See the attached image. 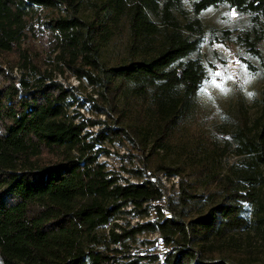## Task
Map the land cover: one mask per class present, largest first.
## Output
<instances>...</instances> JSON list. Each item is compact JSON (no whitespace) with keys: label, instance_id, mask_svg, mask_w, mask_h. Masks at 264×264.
<instances>
[{"label":"trees","instance_id":"16d2710c","mask_svg":"<svg viewBox=\"0 0 264 264\" xmlns=\"http://www.w3.org/2000/svg\"><path fill=\"white\" fill-rule=\"evenodd\" d=\"M213 43L264 60V0H0V264H264V92L226 143L192 129Z\"/></svg>","mask_w":264,"mask_h":264},{"label":"rangeland","instance_id":"374dc122","mask_svg":"<svg viewBox=\"0 0 264 264\" xmlns=\"http://www.w3.org/2000/svg\"><path fill=\"white\" fill-rule=\"evenodd\" d=\"M202 19L209 32L213 30L215 32H223L227 30L234 31V33H240L249 27L247 17L239 16L228 9H212L205 14H202ZM124 46L120 43L114 45L106 52L107 57L114 58L117 52H123ZM203 58H205L208 65V71L210 73L209 80L205 85L203 91L199 96V100L202 105L200 106L199 117L196 123L193 125L194 133L197 137L202 138L205 141L207 138L212 142H225L229 140L231 133L236 131L238 127L236 119L238 116L243 117V121L246 125L251 123L258 118L261 113V100L264 92V60L253 59L245 53L242 49L240 50L234 43H227V45H221L220 43H213V45H205L201 49ZM247 63L254 71L248 70ZM19 71L14 70L13 76H18ZM67 81L63 77H59L58 80L64 82L66 85L71 87H77L76 81L71 76H67ZM89 91V89H87ZM82 90V93H85ZM81 114H83L81 112ZM86 116V113H84ZM91 130V129H90ZM107 149H110L107 147ZM118 152L119 154H127L123 149L114 150L110 149L112 155ZM166 153V152H165ZM166 154H168L166 156ZM160 153L159 157L165 159L167 164L175 165L176 157L174 153ZM171 154V155H169ZM230 155V153H229ZM174 156V157H173ZM101 162H107L108 169L115 170L116 161L114 157L110 159H100ZM236 158L230 155L226 158V163L231 164ZM181 179V178H180ZM180 179L175 177L167 180L164 175L159 176L157 179L167 189L166 195L173 196L179 191ZM187 180H185L186 182ZM155 215L151 214L149 220H154ZM137 221V218L129 221L130 226H133ZM123 222H119V224ZM158 237L155 235H149L142 237L141 241H154ZM248 243L255 251H261V246L258 239L252 237ZM155 249V252L159 251ZM155 248L152 245L150 250ZM142 250V249H141ZM149 250V249H148ZM149 250V251H150Z\"/></svg>","mask_w":264,"mask_h":264},{"label":"built area","instance_id":"2783aa9c","mask_svg":"<svg viewBox=\"0 0 264 264\" xmlns=\"http://www.w3.org/2000/svg\"><path fill=\"white\" fill-rule=\"evenodd\" d=\"M73 79L76 81V83H77V85H78V82H79V81H77L75 78H73Z\"/></svg>","mask_w":264,"mask_h":264}]
</instances>
